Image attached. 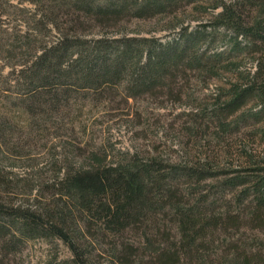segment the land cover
Instances as JSON below:
<instances>
[{"label": "trees", "instance_id": "obj_1", "mask_svg": "<svg viewBox=\"0 0 264 264\" xmlns=\"http://www.w3.org/2000/svg\"><path fill=\"white\" fill-rule=\"evenodd\" d=\"M26 2L50 25L63 13L71 23L82 16L114 27L125 17L173 14L180 4L193 15H210L195 31L165 43L126 37L87 42L66 34L44 47L20 78L29 112L54 108L71 92L122 88L125 100L156 91L177 97L180 81L189 77L215 81L213 105L185 116L194 120V134L209 133L218 148L213 159L193 166L129 157L96 173L92 185L73 176L85 216L79 225L71 208L58 214L43 209L37 223L34 215L0 202V264L21 240L42 237L43 221L72 254L60 264H97L103 245L110 264H264V0ZM130 231L143 240L139 246L135 238L124 241Z\"/></svg>", "mask_w": 264, "mask_h": 264}, {"label": "rangeland", "instance_id": "obj_2", "mask_svg": "<svg viewBox=\"0 0 264 264\" xmlns=\"http://www.w3.org/2000/svg\"><path fill=\"white\" fill-rule=\"evenodd\" d=\"M192 11L180 4L173 14L125 17L114 27L82 16L71 23L62 13L50 25L39 8L26 0H0V202L34 215L37 223V213L43 209L58 214L71 208L74 225H79L85 216L76 200L79 186L70 184L73 176L84 178L82 185H92L96 173L123 164L129 157L141 163L152 159L181 166L213 159L218 148L214 137L194 134L190 126L194 120L185 115L213 105L215 81L206 85L189 77L180 81L184 86L177 97L156 91L125 100L119 88L99 94L71 92L67 99L55 102L54 108L30 112L24 108L27 99L21 72L44 47L57 44L66 34L87 42L126 37L165 43L210 20V15H193ZM197 15L200 18L194 20ZM41 224L42 237L21 240L17 250L3 259L7 264H60L71 259L69 248L44 221ZM97 225L98 221L92 222L91 230L96 231ZM124 236L125 242L135 238L134 246L143 242L132 231ZM102 249L97 264H110L109 248L103 245Z\"/></svg>", "mask_w": 264, "mask_h": 264}]
</instances>
